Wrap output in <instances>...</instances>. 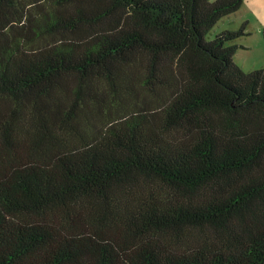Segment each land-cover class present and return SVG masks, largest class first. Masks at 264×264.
Segmentation results:
<instances>
[{
	"label": "trees",
	"instance_id": "1",
	"mask_svg": "<svg viewBox=\"0 0 264 264\" xmlns=\"http://www.w3.org/2000/svg\"><path fill=\"white\" fill-rule=\"evenodd\" d=\"M244 2L0 0V264H264Z\"/></svg>",
	"mask_w": 264,
	"mask_h": 264
},
{
	"label": "rangeland",
	"instance_id": "2",
	"mask_svg": "<svg viewBox=\"0 0 264 264\" xmlns=\"http://www.w3.org/2000/svg\"><path fill=\"white\" fill-rule=\"evenodd\" d=\"M212 2L216 0H211ZM247 22L245 36L230 41L228 45L236 46L234 61L244 72L264 68V0H245L241 9L223 18L207 35L213 40L223 31H237Z\"/></svg>",
	"mask_w": 264,
	"mask_h": 264
}]
</instances>
